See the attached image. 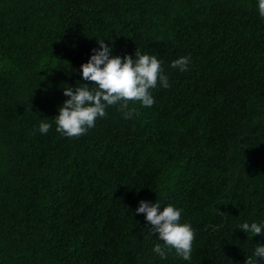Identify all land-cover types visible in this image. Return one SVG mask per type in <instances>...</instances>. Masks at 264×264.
<instances>
[{
  "label": "trees",
  "instance_id": "16d2710c",
  "mask_svg": "<svg viewBox=\"0 0 264 264\" xmlns=\"http://www.w3.org/2000/svg\"><path fill=\"white\" fill-rule=\"evenodd\" d=\"M170 87L79 137L56 131L97 38ZM190 55V70L170 67ZM79 80V81H78ZM90 87L93 85H89ZM41 119L52 123L47 134ZM141 199L183 208L192 258L160 259ZM264 219V18L256 0H0V264H248Z\"/></svg>",
  "mask_w": 264,
  "mask_h": 264
},
{
  "label": "clouds",
  "instance_id": "9594fccd",
  "mask_svg": "<svg viewBox=\"0 0 264 264\" xmlns=\"http://www.w3.org/2000/svg\"><path fill=\"white\" fill-rule=\"evenodd\" d=\"M259 15L264 18V0H256ZM99 47L93 48L88 60L80 65V75L91 84L80 83L75 90L65 86L67 97L58 106L54 116L56 131L67 137H79L95 127L96 120L107 115L109 106L118 105L125 119L138 114V109L129 106L130 101L139 102L141 107H151L155 102L153 89L170 87L163 61L157 55L142 52L138 47L132 54H113L112 44L97 38ZM190 55H182L171 61L170 67L180 72L190 70ZM79 81V80H78ZM93 85V86H89ZM52 123L41 119L38 129L47 134ZM183 208L173 203L163 204L141 199L135 207V214H143L149 222L150 235L161 243L153 246L160 259L168 258L169 252L185 261L192 258L195 230L186 219L182 221ZM247 235L259 234L264 237V219L244 221L238 225ZM248 264H264V243L256 241Z\"/></svg>",
  "mask_w": 264,
  "mask_h": 264
}]
</instances>
